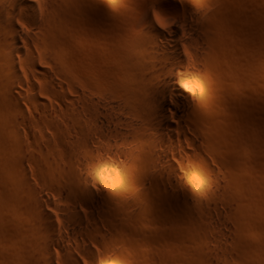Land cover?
<instances>
[{
	"label": "rangeland",
	"instance_id": "374dc122",
	"mask_svg": "<svg viewBox=\"0 0 264 264\" xmlns=\"http://www.w3.org/2000/svg\"><path fill=\"white\" fill-rule=\"evenodd\" d=\"M33 1L34 24L16 7L12 70L0 44V264H48L47 239L51 264H264V0H175L187 14L171 0ZM145 8L166 30L185 20L204 34V71L183 86L193 99L160 131L173 148L154 141L124 74L132 56L145 64L130 49ZM62 184L73 192L56 195Z\"/></svg>",
	"mask_w": 264,
	"mask_h": 264
},
{
	"label": "bare ground",
	"instance_id": "6f19581e",
	"mask_svg": "<svg viewBox=\"0 0 264 264\" xmlns=\"http://www.w3.org/2000/svg\"><path fill=\"white\" fill-rule=\"evenodd\" d=\"M171 1L174 9L178 10L180 7L181 12L183 14H187L186 9L190 7V4L186 3L185 5H181L176 3L175 0ZM36 6L37 3H35L33 0H0V26L4 27L5 30L7 29L9 31V33H6L5 36L1 37L2 43L0 44H3V47L5 46V48L8 49L7 55H5L6 59H4L6 67L9 70H12L15 63L14 58L11 55H13V53L17 56L24 55L22 46L20 45V42L17 39V35H20L21 32L20 29H18L16 22H14V17L17 14L16 7L30 10V22L31 24H34L37 16L34 12ZM142 16L143 24L146 30L143 34H141L139 38L140 43L136 42L132 44L130 49L135 53V56L137 58H141L142 60H144L145 64H139L132 56L128 58L125 62L124 74L126 77L127 84H129L131 87V91L142 100L144 106L152 113L151 116H146L144 118V122L146 123L147 127L152 130L155 135H157L156 138L153 137V139L155 138L154 141L169 143L170 146H172L173 148L174 144L171 140L172 134H163L160 133V131L164 127L172 130L174 125L170 124L168 118L170 116L178 117L180 109L186 107L188 101L193 99V93L188 92L185 88H183V86L192 87L194 80L198 76H201L204 71L202 66L199 64V61L203 57V52L197 47L201 44L203 39L202 36H204V34H201V29L194 28L191 24L186 23L185 20L181 21L180 28H178V26H175L169 30H166L161 26L157 25L149 17L148 10L146 8L143 10ZM176 21L177 18H175L174 22ZM183 32L187 35L185 39H181L180 37ZM6 36L8 38V40L6 39L8 42L4 40ZM54 56H56V51L50 49L48 53L43 52L41 57L44 60L49 61V58ZM17 79L18 77H12L11 79L9 76L7 77V75L4 76L3 82L5 87L10 88L12 87V85H14L18 88V90L25 89ZM39 96L41 95L39 94ZM102 97H105V95H103ZM36 99L37 101L39 100L38 98ZM16 102L17 100H15L14 103H10L14 105L13 109H15V112H20L18 103ZM4 123L7 124L4 125V127H11L12 131L15 129V126H13V121L6 120L5 122L4 120L3 124ZM40 147L41 145L39 146V143H35L36 149ZM147 154L149 155V153ZM159 156L161 157V155ZM38 166L40 175L42 177L46 176V168L44 167L43 163ZM63 169L64 168H62L61 170ZM73 173L71 172V177L69 178L70 181L73 183L74 188L75 186H77L76 188H78V191L84 193L82 195H87L85 194L88 193V190L85 186L86 179L81 178L79 175H76V173ZM66 176L68 177V175ZM74 188L72 187V185L65 186L64 184L63 186L62 184V186H60L59 188H55L54 192H56V195L61 197L66 195V193L71 190L73 192ZM39 206L34 207L36 210L33 208L35 210L34 212L37 211L40 216L47 219L48 226L52 225V220L50 219L48 213L43 211L42 208H39ZM72 209L73 212L76 213V215H80L76 209ZM42 227H44L45 230L46 225ZM67 235H63L62 238H65V240L66 238L68 239ZM50 245H54V241L52 239H47L42 246V257L44 260H46L45 263L48 264H51V255L46 249ZM71 256V259L73 261L72 263L78 264V259H76V257L73 255Z\"/></svg>",
	"mask_w": 264,
	"mask_h": 264
}]
</instances>
